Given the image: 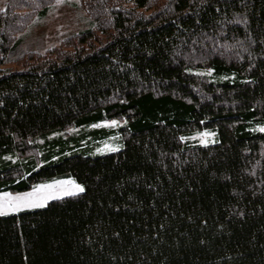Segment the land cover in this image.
Wrapping results in <instances>:
<instances>
[{
  "label": "trees",
  "instance_id": "trees-1",
  "mask_svg": "<svg viewBox=\"0 0 264 264\" xmlns=\"http://www.w3.org/2000/svg\"><path fill=\"white\" fill-rule=\"evenodd\" d=\"M57 1L7 0L2 53ZM75 6L86 29L0 69V193L83 191L0 215V264H264V0Z\"/></svg>",
  "mask_w": 264,
  "mask_h": 264
},
{
  "label": "rangeland",
  "instance_id": "rangeland-1",
  "mask_svg": "<svg viewBox=\"0 0 264 264\" xmlns=\"http://www.w3.org/2000/svg\"><path fill=\"white\" fill-rule=\"evenodd\" d=\"M77 1L78 0H59L44 18H35L31 25L28 26L23 33L18 35L21 41L15 50L5 54L4 52L2 53L0 49V69L16 70L24 68L29 64V57L27 54L45 53L52 48L62 47V43L66 38L86 29L89 24L87 14L75 6V2ZM6 7L7 0H0V11H3ZM122 125L123 123L121 121L112 120L93 125L90 128L97 130H117ZM120 139L121 135L115 133L97 141L94 147V154H105L118 150L121 146ZM191 139L201 144L216 142V137L212 132L198 133L192 136ZM77 186L83 188V186L74 179L69 178L39 184L33 189L24 192L0 193V206L14 201L16 197H28L29 194H32L30 198L33 201L43 200L44 206L26 207L17 211L8 209L7 213L3 215L17 214L27 210L43 208L54 199L80 193L81 191L78 190ZM69 192L74 194H67Z\"/></svg>",
  "mask_w": 264,
  "mask_h": 264
},
{
  "label": "snow or ice",
  "instance_id": "snow-or-ice-1",
  "mask_svg": "<svg viewBox=\"0 0 264 264\" xmlns=\"http://www.w3.org/2000/svg\"><path fill=\"white\" fill-rule=\"evenodd\" d=\"M261 131H264V129H261ZM51 187V186H48ZM79 191H83L82 187L77 186ZM39 190V189H38ZM67 194H74V193H67ZM32 194H29L28 197H16L14 198V201L8 202L4 206H0V215L6 214L8 209H11L13 211H17L21 208L26 207H42L44 206L43 200L40 201H33L30 197ZM47 199V198H44Z\"/></svg>",
  "mask_w": 264,
  "mask_h": 264
}]
</instances>
